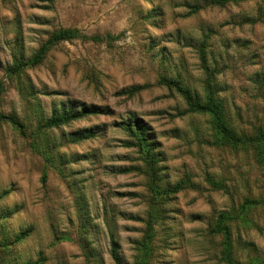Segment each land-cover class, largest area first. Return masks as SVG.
I'll list each match as a JSON object with an SVG mask.
<instances>
[{
  "label": "rangeland",
  "instance_id": "374dc122",
  "mask_svg": "<svg viewBox=\"0 0 264 264\" xmlns=\"http://www.w3.org/2000/svg\"><path fill=\"white\" fill-rule=\"evenodd\" d=\"M204 3L0 0V113L28 130L0 123V264H116L112 233L122 264H135L151 213L148 264H226L223 237L212 228L221 211L264 201L258 148L221 142L210 114L191 110L177 87L160 79L179 80L202 101L220 100L238 133L264 129V0L193 7ZM61 27L105 39L63 40L41 63L9 70ZM136 85L145 87L123 92ZM82 104L113 113L41 127L63 106ZM134 116L149 127L151 166L122 146L127 134L113 125ZM88 128L97 130L94 137L68 140ZM153 180L161 188L188 185L168 194L155 191ZM230 228L235 257L264 264V205L246 209Z\"/></svg>",
  "mask_w": 264,
  "mask_h": 264
},
{
  "label": "trees",
  "instance_id": "16d2710c",
  "mask_svg": "<svg viewBox=\"0 0 264 264\" xmlns=\"http://www.w3.org/2000/svg\"><path fill=\"white\" fill-rule=\"evenodd\" d=\"M239 0H204V4H195L194 9L198 10L204 5H220L223 6L229 2H237ZM91 38L93 40L99 41L105 39L104 36L100 35H82L80 30L72 27H61L54 32L38 47V49L26 60V61H15L13 67H10L9 70L14 73L20 71L26 65H37L43 61L46 54L50 48L63 40H70L78 37ZM161 83H165L169 86H176L177 89L184 95L190 109L193 111H202L210 114L212 118V124L217 132L218 139L227 144L232 145H246L252 144L258 148L259 159L264 168V129L257 128L253 134H245L236 132L228 122L226 117L225 108L220 100H217L214 97H209L207 100L202 101L197 93H191L188 87H185L179 80L171 79L166 76H162L160 79ZM144 85L132 86L123 92L128 94H135L136 92L143 89ZM113 110L107 106H100L96 104H82L80 106L73 105L71 107L63 106L60 111L53 112L49 117H47L41 127L45 128H56L61 125L72 122L90 115H102V114H112ZM0 123H9L16 127L21 134L27 135V128L24 122L19 120L15 115L0 113ZM117 129L125 131L127 137L123 140L122 146L128 148H134L140 155L142 159L148 166H151L156 161L155 156V146L152 143V138L150 136L149 127L145 122L134 116L130 120L115 121L113 124ZM39 133V129L37 134ZM97 133L96 129L88 128L83 131L72 132L68 135V140L71 142H78L87 138L94 137ZM34 132H31L29 135H33ZM32 145L40 151V145L38 140L35 138ZM41 152L44 154L47 161H52V156L45 148ZM189 180V179H188ZM188 180H181L177 182L172 187L161 188L156 184V181L153 180V189L157 192L162 193H177L188 185ZM208 180L217 188H226V185L222 181L213 180L208 178ZM264 205V201L257 199H246L241 206L240 212L235 213L233 211H221L218 214L217 220L212 228V232L221 234L223 237L222 240V259L226 264H242L234 255V245L233 238L231 234L230 223L236 219L238 216L242 215L246 209L254 205ZM82 217L87 218V214L83 212ZM153 218L154 213H151L149 219L147 220V229L143 238L137 241V249H139V258L135 264H148V259L146 256L151 251L150 239L152 238L153 232ZM87 224L86 221H84ZM29 229L22 230L17 235L18 239L25 238ZM110 253L116 264H122V257L119 253V242L116 240L114 233L111 234L110 238ZM38 264V262L32 263Z\"/></svg>",
  "mask_w": 264,
  "mask_h": 264
}]
</instances>
